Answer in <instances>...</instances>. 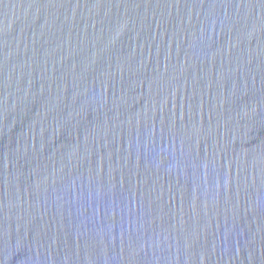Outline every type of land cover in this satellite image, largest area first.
<instances>
[{
    "label": "water",
    "instance_id": "95a60500",
    "mask_svg": "<svg viewBox=\"0 0 264 264\" xmlns=\"http://www.w3.org/2000/svg\"><path fill=\"white\" fill-rule=\"evenodd\" d=\"M0 264H264V0H0Z\"/></svg>",
    "mask_w": 264,
    "mask_h": 264
}]
</instances>
